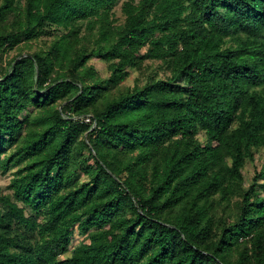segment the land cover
Here are the masks:
<instances>
[{
  "label": "trees",
  "instance_id": "1",
  "mask_svg": "<svg viewBox=\"0 0 264 264\" xmlns=\"http://www.w3.org/2000/svg\"><path fill=\"white\" fill-rule=\"evenodd\" d=\"M15 168L0 264H264V0H0Z\"/></svg>",
  "mask_w": 264,
  "mask_h": 264
},
{
  "label": "rangeland",
  "instance_id": "2",
  "mask_svg": "<svg viewBox=\"0 0 264 264\" xmlns=\"http://www.w3.org/2000/svg\"><path fill=\"white\" fill-rule=\"evenodd\" d=\"M116 16L118 17V19L122 20V16L119 12V9H117ZM17 52H18L17 50H13V51L9 52L6 56H4L3 62L1 64L2 67H5L6 63L9 61V59L15 57L17 55ZM90 64L94 65L100 73L104 72V66L100 62H98L97 60H91ZM147 72H148L147 69H145L144 71H141V72H138V71L134 72L127 79V81L125 82V85L132 86L135 79H142L147 74ZM262 154H263V151H259L255 155V163L253 165H251L250 163H248L246 165L245 171H244V180L245 181H249V179L252 177L254 171L259 169L260 164L262 162ZM15 170H16V168L8 171L6 173H3V174L0 171V192L2 194H8L9 193V190L7 189V187L10 183V180L12 178V174ZM246 185H247V182H246ZM78 239H79L78 236H75V242L78 241Z\"/></svg>",
  "mask_w": 264,
  "mask_h": 264
},
{
  "label": "built area",
  "instance_id": "3",
  "mask_svg": "<svg viewBox=\"0 0 264 264\" xmlns=\"http://www.w3.org/2000/svg\"><path fill=\"white\" fill-rule=\"evenodd\" d=\"M78 119L83 120L85 123L92 124L93 127L95 126L94 121H92V118L89 117V116L81 117V118H78Z\"/></svg>",
  "mask_w": 264,
  "mask_h": 264
},
{
  "label": "water",
  "instance_id": "4",
  "mask_svg": "<svg viewBox=\"0 0 264 264\" xmlns=\"http://www.w3.org/2000/svg\"><path fill=\"white\" fill-rule=\"evenodd\" d=\"M18 60V59H17Z\"/></svg>",
  "mask_w": 264,
  "mask_h": 264
}]
</instances>
